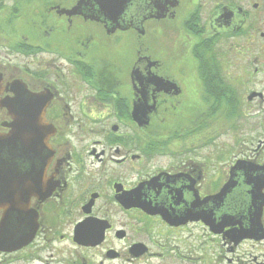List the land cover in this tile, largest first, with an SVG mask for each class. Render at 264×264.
Masks as SVG:
<instances>
[{"label": "flooded vegetation", "instance_id": "flooded-vegetation-1", "mask_svg": "<svg viewBox=\"0 0 264 264\" xmlns=\"http://www.w3.org/2000/svg\"><path fill=\"white\" fill-rule=\"evenodd\" d=\"M37 106L0 264H264V0H0V135Z\"/></svg>", "mask_w": 264, "mask_h": 264}, {"label": "water", "instance_id": "water-1", "mask_svg": "<svg viewBox=\"0 0 264 264\" xmlns=\"http://www.w3.org/2000/svg\"><path fill=\"white\" fill-rule=\"evenodd\" d=\"M13 109L14 123L12 131L0 135V205L15 202L18 197L23 204H28L35 195L36 186L32 183L18 185L20 166H31L22 172L31 180L32 166L38 165L39 175H44L50 162L49 136L50 128L46 124L44 108H32L26 118ZM40 176V177H41ZM23 193L18 194V189Z\"/></svg>", "mask_w": 264, "mask_h": 264}]
</instances>
